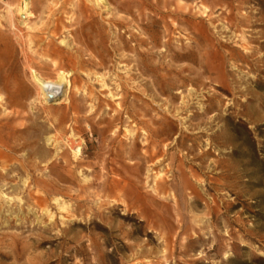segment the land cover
Wrapping results in <instances>:
<instances>
[{"label": "rangeland", "instance_id": "rangeland-1", "mask_svg": "<svg viewBox=\"0 0 264 264\" xmlns=\"http://www.w3.org/2000/svg\"><path fill=\"white\" fill-rule=\"evenodd\" d=\"M21 2L0 0V264H264V0H85L95 47L51 36L76 0Z\"/></svg>", "mask_w": 264, "mask_h": 264}, {"label": "bare ground", "instance_id": "bare-ground-1", "mask_svg": "<svg viewBox=\"0 0 264 264\" xmlns=\"http://www.w3.org/2000/svg\"><path fill=\"white\" fill-rule=\"evenodd\" d=\"M50 0H42V2L44 3L42 6V13H47V12H54V11H60V9L55 8L54 6H52L49 3ZM59 2L62 3V5H66L70 0H57ZM85 0H76V2L74 3L75 6L71 9V10H67L68 13H70V21L68 24H64L63 27H61L59 25V23L57 22V19H54L52 15L47 16V21L50 22L52 20H55L57 23H55L54 29L51 30V36L55 37L58 35H61L62 33H64L65 31H63V29H67L68 28V32L72 33V38L73 41L76 42H81L83 45L88 46V45H92L93 47L97 46V43H99V40L97 39L101 28L100 26L96 23V18L98 17L96 14L93 15H84L82 12H80L79 7L84 3ZM71 3V2H70ZM36 8V3L34 2V0H22L21 3H19L18 5V13L20 15H32L33 11L32 9ZM17 13V11H16ZM13 27V26H12ZM35 27H33L34 29ZM39 29V28H38ZM45 29V28H43ZM103 34V33H102ZM9 40L10 38H14V36H16V34H12L11 30L8 31L7 33ZM20 36V35H19ZM16 36L19 44L26 43L23 39L22 36L19 37ZM63 43H65V45L69 46L70 45V40H66L63 39L62 40ZM54 39L51 38V40L49 42H47L46 44H44V46H40L41 49L43 51H49L50 53H52L51 51V47L52 45H55L54 43ZM53 54L57 55L61 53H59L56 48H53ZM33 55L29 56L27 54H25L24 56L27 58V63H29V67H32L33 64L36 62L37 59H43V57H41V54H39L38 51H32ZM23 52H21L22 54ZM14 55H17L14 53ZM12 55V56H14ZM4 60V59H2ZM1 61V59H0ZM5 61H9V59H5ZM41 62V61H40ZM45 62V60H44ZM54 62V61H53ZM11 65V70L12 69H17L20 68V66H17L14 68V66H12V62L10 63ZM1 67V65H0ZM30 69V68H29ZM37 74L35 72H33V76L35 77ZM1 81V78H0ZM38 85L40 87L41 90V95L43 96L44 100H54L56 98H58L60 95L64 94V92L66 91V89L64 87H62L59 83H55L52 80H49L48 78H39L38 79ZM1 85V84H0ZM1 102V101H0Z\"/></svg>", "mask_w": 264, "mask_h": 264}]
</instances>
